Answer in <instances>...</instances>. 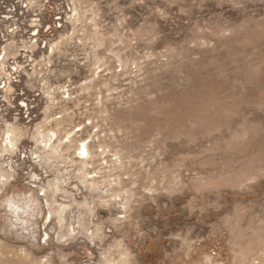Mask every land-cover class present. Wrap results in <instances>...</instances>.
Instances as JSON below:
<instances>
[{
    "label": "rangeland",
    "instance_id": "rangeland-1",
    "mask_svg": "<svg viewBox=\"0 0 264 264\" xmlns=\"http://www.w3.org/2000/svg\"><path fill=\"white\" fill-rule=\"evenodd\" d=\"M0 264H264V0H0Z\"/></svg>",
    "mask_w": 264,
    "mask_h": 264
},
{
    "label": "bare ground",
    "instance_id": "bare-ground-1",
    "mask_svg": "<svg viewBox=\"0 0 264 264\" xmlns=\"http://www.w3.org/2000/svg\"><path fill=\"white\" fill-rule=\"evenodd\" d=\"M206 97H207V96H206ZM209 97H210V96H209ZM203 99H204V98H202V100H203ZM207 99H208V98H207ZM218 100H219V99H218ZM199 103H200V102H199ZM205 103H206V102H205ZM219 103H221V102L219 101ZM200 104H202V103H200ZM200 104H199V105H200ZM213 104H214V103H213ZM204 107H205V106H204ZM203 115H204V114H203Z\"/></svg>",
    "mask_w": 264,
    "mask_h": 264
}]
</instances>
